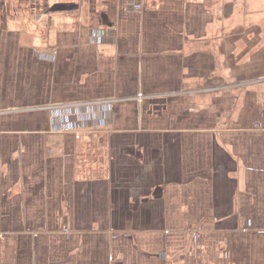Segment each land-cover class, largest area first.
Listing matches in <instances>:
<instances>
[{"label": "crops", "instance_id": "crops-1", "mask_svg": "<svg viewBox=\"0 0 264 264\" xmlns=\"http://www.w3.org/2000/svg\"><path fill=\"white\" fill-rule=\"evenodd\" d=\"M0 264H264V0H0Z\"/></svg>", "mask_w": 264, "mask_h": 264}, {"label": "built area", "instance_id": "built-area-1", "mask_svg": "<svg viewBox=\"0 0 264 264\" xmlns=\"http://www.w3.org/2000/svg\"><path fill=\"white\" fill-rule=\"evenodd\" d=\"M135 8L140 9L141 5H135Z\"/></svg>", "mask_w": 264, "mask_h": 264}]
</instances>
